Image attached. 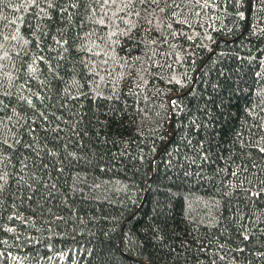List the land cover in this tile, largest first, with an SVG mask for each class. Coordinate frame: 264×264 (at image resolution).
Instances as JSON below:
<instances>
[{"label":"trees","instance_id":"trees-1","mask_svg":"<svg viewBox=\"0 0 264 264\" xmlns=\"http://www.w3.org/2000/svg\"><path fill=\"white\" fill-rule=\"evenodd\" d=\"M0 264H264V0H0Z\"/></svg>","mask_w":264,"mask_h":264},{"label":"snow or ice","instance_id":"snow-or-ice-1","mask_svg":"<svg viewBox=\"0 0 264 264\" xmlns=\"http://www.w3.org/2000/svg\"><path fill=\"white\" fill-rule=\"evenodd\" d=\"M109 2V0H104V3H108ZM112 2H115V0H112ZM101 23H102V21H101Z\"/></svg>","mask_w":264,"mask_h":264}]
</instances>
